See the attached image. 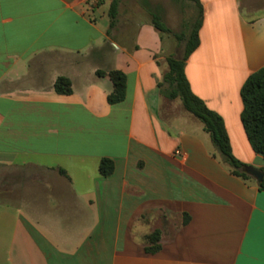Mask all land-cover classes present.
<instances>
[{"label":"crops","instance_id":"obj_1","mask_svg":"<svg viewBox=\"0 0 264 264\" xmlns=\"http://www.w3.org/2000/svg\"><path fill=\"white\" fill-rule=\"evenodd\" d=\"M112 1L0 0V171L21 177V199L0 204V264H264V192L161 93V33L140 22L107 34ZM198 1L189 89L221 117L233 156L264 174L240 122V89L264 66V0ZM110 71L126 78L115 105ZM59 77L70 94L55 93Z\"/></svg>","mask_w":264,"mask_h":264},{"label":"trees","instance_id":"obj_2","mask_svg":"<svg viewBox=\"0 0 264 264\" xmlns=\"http://www.w3.org/2000/svg\"><path fill=\"white\" fill-rule=\"evenodd\" d=\"M176 2H191L195 5L198 12V20L195 27L186 39V46L180 57H167L165 62L167 70L163 74L162 82L159 86L161 93L169 99L178 98L181 101L182 108L193 118L199 121L204 132H206L215 150L220 154L223 161L232 169V174L242 179H248L250 176L243 172L247 166L239 162L232 154L229 145V139L221 117L209 110L205 104L198 99L189 89L188 82L184 75L185 61L198 47L199 41L197 32L201 25L202 10L198 0H173ZM118 0H113L108 9L109 25L107 34L116 24ZM150 24L159 33H169L168 28L163 24L160 17L156 14H150ZM177 40H183L182 37H176ZM97 76H104L105 73L97 71ZM108 77L112 83V92L107 96V103L115 105L122 102L125 98L126 78L120 71H110ZM54 91L60 95L71 93L70 81L59 77L53 85ZM240 98L242 102V111L240 113V122L245 133L247 142L251 150L264 159V66L256 72L250 74L240 89ZM63 174L62 171H60ZM113 172V162L110 159H101L98 165V173L102 177H108ZM258 189L264 192V177L258 183ZM160 232L155 230L145 239V252L155 254L159 251Z\"/></svg>","mask_w":264,"mask_h":264},{"label":"rangeland","instance_id":"obj_3","mask_svg":"<svg viewBox=\"0 0 264 264\" xmlns=\"http://www.w3.org/2000/svg\"><path fill=\"white\" fill-rule=\"evenodd\" d=\"M160 17L169 33H162L163 48L160 58L183 54L186 39L195 27L198 20V12L195 6L186 2L173 0H118L117 17L115 25H118L119 36L125 37L134 30L133 23L150 22V14ZM183 40H177L176 37ZM183 47V48H181ZM174 104L180 109L177 101ZM0 204L14 203L21 199V177L18 171H0ZM9 173L10 176L5 175ZM19 184V185H16Z\"/></svg>","mask_w":264,"mask_h":264},{"label":"water","instance_id":"obj_4","mask_svg":"<svg viewBox=\"0 0 264 264\" xmlns=\"http://www.w3.org/2000/svg\"><path fill=\"white\" fill-rule=\"evenodd\" d=\"M243 172L252 177L256 181V183H260L264 177V174L262 172L253 167H246L245 169H243Z\"/></svg>","mask_w":264,"mask_h":264},{"label":"built area","instance_id":"obj_5","mask_svg":"<svg viewBox=\"0 0 264 264\" xmlns=\"http://www.w3.org/2000/svg\"><path fill=\"white\" fill-rule=\"evenodd\" d=\"M84 1V4L88 7V8H91V7H94L96 6L99 2H101L102 0H83Z\"/></svg>","mask_w":264,"mask_h":264}]
</instances>
